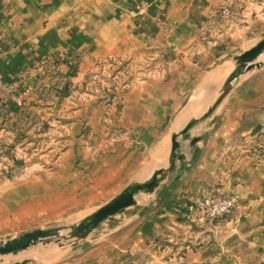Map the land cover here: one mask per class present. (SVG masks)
<instances>
[{"label": "crops", "instance_id": "0c3cea01", "mask_svg": "<svg viewBox=\"0 0 264 264\" xmlns=\"http://www.w3.org/2000/svg\"><path fill=\"white\" fill-rule=\"evenodd\" d=\"M263 35L264 0H0V81L12 86L0 95V149L50 138L48 178L73 203L141 181L165 164L170 133L196 116L202 100L192 97L213 100L234 56ZM258 61L99 245L75 244L45 264H264V54ZM215 188L239 204L197 220L191 199ZM170 241L183 255L157 258Z\"/></svg>", "mask_w": 264, "mask_h": 264}, {"label": "rangeland", "instance_id": "374dc122", "mask_svg": "<svg viewBox=\"0 0 264 264\" xmlns=\"http://www.w3.org/2000/svg\"><path fill=\"white\" fill-rule=\"evenodd\" d=\"M139 65L141 68L137 67L135 72L139 71V74L143 76L146 73L145 69L147 67H143L142 64ZM128 72L129 70L127 69L123 74L127 75ZM120 74L122 75V73ZM139 74L138 76L140 77ZM110 77L111 75L109 73H102L98 78V84L105 86V82H107L106 78L110 79ZM117 78L121 77L116 76V81L118 80ZM116 88H118V85H116ZM107 93L109 96L110 94H114L112 89ZM210 99L208 97H192L191 101L194 103L202 100V103L200 101V103L195 105L196 116L205 110L208 102H212ZM21 139H17L7 150L0 149V242H4L35 228L59 227L78 222L94 209L107 202L125 186L118 187L112 191L102 190L98 193H92L90 198L85 201H79L76 195V201L73 203L72 197L75 195L71 194L70 191L55 193L54 191L58 189L54 188L52 184L53 177L50 176L48 178L49 174L47 173L52 171L49 167L54 152H47L44 148L46 143L50 142V138L45 139L46 142L44 140L38 141L41 140V136H31L28 140ZM32 163H37L38 168L29 167ZM34 175H37L36 177H38L39 183L34 182V179L27 181ZM118 189L119 191H117ZM152 191L137 193L134 196L135 201L141 202ZM127 208L131 210L132 207L129 206ZM217 220L214 219L210 222ZM194 221L196 220H188L189 224H195ZM119 223H121L120 212L102 221L81 239L60 240L59 242L61 244H58L54 238H47L42 242H37L34 245L26 247L16 254L0 256V264H10L12 261L21 259H27L25 264H45L52 262L58 256L61 258L70 254L73 250L72 246L75 244H77L76 247L78 248L99 245V239L105 236L107 230H110ZM169 243L172 244L171 249L169 244L160 245L158 249L156 248L154 250L157 258H178L183 255L182 252L185 251L184 245L174 241H170ZM193 245L194 243H191L189 247L191 248Z\"/></svg>", "mask_w": 264, "mask_h": 264}, {"label": "water", "instance_id": "95a60500", "mask_svg": "<svg viewBox=\"0 0 264 264\" xmlns=\"http://www.w3.org/2000/svg\"><path fill=\"white\" fill-rule=\"evenodd\" d=\"M263 52L264 35L254 42L250 47L234 56V66L224 78L212 102L208 104L205 110L199 115L190 116L179 130L170 133L169 151L166 162L163 166L153 169L150 174L141 181L133 180L128 182L112 198L81 218L78 222L59 227L35 228L16 237L10 238L4 242H0V256L6 254H16L26 247L34 245L37 242H42L47 238H54L58 244H61V242H59L60 240L81 239L102 221L110 218L123 209L134 205V196L137 193L152 191L158 182L165 177L166 173L172 169L174 162L181 159L182 156L179 154V145L181 141L188 138L191 127L207 117L213 111L216 105L228 92L233 82L236 81L242 72L256 67L261 63L258 61V58ZM195 141V137L190 138V143ZM26 262L27 259H21L12 261L10 264H25Z\"/></svg>", "mask_w": 264, "mask_h": 264}, {"label": "built area", "instance_id": "2783aa9c", "mask_svg": "<svg viewBox=\"0 0 264 264\" xmlns=\"http://www.w3.org/2000/svg\"><path fill=\"white\" fill-rule=\"evenodd\" d=\"M160 2L161 0H154ZM223 17L228 16L229 11L226 6L221 12ZM12 86H6L0 81V95L7 96L11 93ZM237 194H221L217 189L208 190L207 192L194 196L191 199V206L196 212V217L201 221H212L229 215L239 204Z\"/></svg>", "mask_w": 264, "mask_h": 264}, {"label": "bare ground", "instance_id": "6f19581e", "mask_svg": "<svg viewBox=\"0 0 264 264\" xmlns=\"http://www.w3.org/2000/svg\"><path fill=\"white\" fill-rule=\"evenodd\" d=\"M159 153V152H158ZM159 159V158H158ZM156 161H158V160H156Z\"/></svg>", "mask_w": 264, "mask_h": 264}]
</instances>
